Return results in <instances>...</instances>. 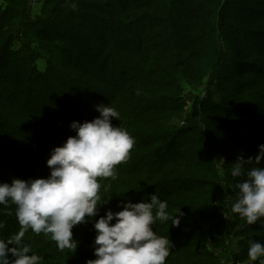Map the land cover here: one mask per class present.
<instances>
[{
    "label": "trees",
    "instance_id": "trees-1",
    "mask_svg": "<svg viewBox=\"0 0 264 264\" xmlns=\"http://www.w3.org/2000/svg\"><path fill=\"white\" fill-rule=\"evenodd\" d=\"M37 1L33 10L30 0H0V183L47 178L51 150L75 136L71 122L98 117V104L116 108L112 125L135 138L117 179L101 181L107 203L72 228L75 252L26 234L42 264L96 259L94 222L152 194L182 213L176 227L153 226L172 244L165 264H249L264 218L248 225L231 212L245 176L230 172L237 157L252 158L245 170L264 168V158L255 163L264 144V0ZM9 210L0 206V238L19 229Z\"/></svg>",
    "mask_w": 264,
    "mask_h": 264
},
{
    "label": "clouds",
    "instance_id": "clouds-1",
    "mask_svg": "<svg viewBox=\"0 0 264 264\" xmlns=\"http://www.w3.org/2000/svg\"><path fill=\"white\" fill-rule=\"evenodd\" d=\"M96 110L100 115L91 121L71 122L76 134L51 150L47 178L0 183V206L12 209L6 214L14 215L19 225L18 231L0 238V264H42L43 257L25 242L29 231L49 236L60 251L75 252L78 242L72 228L97 216L98 206L107 203L99 194L101 181L117 179V166L129 158L135 138L125 128L112 125L111 119L120 117L116 108L98 104ZM262 158L264 144L258 146L255 163ZM250 164L251 157L247 161L237 157L230 172L233 178L245 176L234 185L238 192L231 212L248 225L264 218V168L245 170ZM167 209L168 202L152 194L150 202L129 201L118 212L108 210L93 224L96 259L87 264H165L172 244L168 237L157 235L153 226L159 221L176 227L182 215L179 208L174 213ZM4 227L0 220V229ZM9 253L14 259L8 258ZM247 257L249 264H264V243L250 241Z\"/></svg>",
    "mask_w": 264,
    "mask_h": 264
},
{
    "label": "rangeland",
    "instance_id": "rangeland-1",
    "mask_svg": "<svg viewBox=\"0 0 264 264\" xmlns=\"http://www.w3.org/2000/svg\"><path fill=\"white\" fill-rule=\"evenodd\" d=\"M37 3V4H36ZM32 7H33V10H38L39 9V7H40V4L38 3V1H36L35 2V4H33L32 5ZM37 67H38V69L39 70H43L44 69V61L43 60H39L37 63ZM208 189H209V187H208ZM234 243H235V241L236 240H232ZM214 252L216 253V254H218L219 255V257H222L223 258V255H221V254H219V251L217 250V249H214ZM238 264V263H237ZM240 264V263H239Z\"/></svg>",
    "mask_w": 264,
    "mask_h": 264
},
{
    "label": "built area",
    "instance_id": "built-area-1",
    "mask_svg": "<svg viewBox=\"0 0 264 264\" xmlns=\"http://www.w3.org/2000/svg\"><path fill=\"white\" fill-rule=\"evenodd\" d=\"M36 1L37 0H30V4L33 5V4H35Z\"/></svg>",
    "mask_w": 264,
    "mask_h": 264
}]
</instances>
